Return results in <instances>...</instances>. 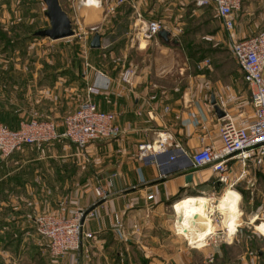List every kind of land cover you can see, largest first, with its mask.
<instances>
[{
  "label": "rangeland",
  "instance_id": "1",
  "mask_svg": "<svg viewBox=\"0 0 264 264\" xmlns=\"http://www.w3.org/2000/svg\"><path fill=\"white\" fill-rule=\"evenodd\" d=\"M61 2L60 5L67 14L75 15L74 12L80 11L79 6L73 5V0ZM97 4L99 7L95 8L97 16L91 12L89 21L86 20L84 23L81 20L87 17L82 12L78 13V20H71L73 34L50 39L47 36L31 34L35 29L48 26V19L44 14L45 4L41 0H0V31L4 35L0 36V98L8 99V102L4 103L6 106L10 104L15 106L16 112L20 115H30L33 111L45 116L49 114L59 122L66 113L72 111L87 97L86 87L89 84L87 85L86 81L92 72L98 74L96 70H100L112 78H119L121 71L127 66H131L134 73L139 76H146L152 81L162 80L167 89L175 85L182 88L188 83L189 78H198V74L208 79L211 84L216 82L222 85L225 90L226 84H231L234 77L232 73L237 65L228 47L229 34L211 7L189 6L187 12L191 15L182 14L184 23H179L187 32H180L178 42H174L171 36L163 40L155 35L142 47L139 40L136 41V33L140 31L139 21L135 20L137 16L130 4L122 3L118 6V9L121 8L120 15L123 21L115 27L113 18L116 6L110 1L106 5L111 8H107L103 0H98ZM160 7L157 16L163 18ZM240 11L241 3L231 36L252 35L264 27V21L245 20L240 16ZM104 14L105 20H102ZM142 14L144 15V12ZM103 22H106L108 28L114 29L116 35L122 31V36L113 39L110 50L100 48L99 51L89 47V40L94 31L104 28L100 27ZM91 25H95L94 30L89 29ZM215 31L217 39L215 41L212 38V42L216 43L214 47L209 48V35ZM102 35L104 37V34ZM110 35L114 37L112 33L107 34L105 42ZM197 48L201 50L196 51ZM203 58H207L208 61L198 68L196 63ZM236 75L238 83L237 88L235 87L236 92L234 91L232 98L227 97L223 105L233 118L249 119L251 113L249 90L241 75ZM92 95L95 94H91L90 97ZM59 147L51 157H46L47 149L44 150L46 152L41 159H35L34 156L38 155L35 152L22 153L21 170H25V183H30L34 188V184L40 183L50 191L43 192L46 196L38 197L37 201L21 199L16 191L3 197L6 207L15 206L20 209L23 206L27 215H24L22 221L20 217L17 218L18 221L0 226V264H12L14 261H10L18 255L21 260L15 261L14 264H33V258L37 261L39 255L41 260L38 259L36 262L38 264H48L49 258L60 261L62 256H52L46 240L35 232L34 216L43 211L61 213V208L64 209L70 202L71 193L75 194L74 201L88 191L95 194L94 188L98 185L99 178L96 149L95 153L92 151L87 153L86 148L80 151L71 144L66 145L65 149ZM43 157L56 158L57 166L54 167L55 165L49 161L48 165L41 168L37 163ZM50 165L54 167L53 169L56 168L50 180L37 182L33 179L36 172L42 177L44 176L42 172L48 173ZM240 165L242 175L239 181L230 186L238 192L237 188H241L240 197L231 188H228L230 189L228 191L225 188L227 184H221L214 193L204 190L201 192L202 196L185 197L175 204L179 211L178 217L185 225L182 231L188 236L187 240L176 233L173 225L174 212L167 208L170 201L183 194L166 201L162 209L154 215L153 226L150 229L158 240L165 241L160 248L183 254L182 257L187 260L182 263L181 258L180 261H170L167 264H264V233L256 228V224L264 222V162L255 165L249 161ZM230 194H235L238 198L237 209L241 222L236 225H232L229 215L219 209L226 206L223 202ZM207 195L214 197L209 199ZM73 204L76 206L78 203ZM251 211L257 213H250ZM221 225L228 229V234L238 225L230 240L225 238L224 227ZM93 239V236L89 237L82 246L84 264H91V261L96 259ZM205 241L208 243L205 244ZM78 250L73 251L75 260ZM134 252L137 254L139 251ZM3 258H9L10 261H2ZM159 263L161 262H155ZM93 264L102 263L97 261ZM135 264L144 263L137 260Z\"/></svg>",
  "mask_w": 264,
  "mask_h": 264
},
{
  "label": "crops",
  "instance_id": "2",
  "mask_svg": "<svg viewBox=\"0 0 264 264\" xmlns=\"http://www.w3.org/2000/svg\"><path fill=\"white\" fill-rule=\"evenodd\" d=\"M73 1V5L79 6V12L87 15L86 18L81 19L84 23L86 20L89 21L91 12L96 15L95 8L98 7L96 0ZM103 1L104 5L110 1L113 4L115 3L114 0ZM58 2L62 4L61 0H58ZM122 3L130 4L133 11L135 13L139 12L142 18L159 19L165 25V29L169 31L168 37L175 38V42L179 41L180 32H187V30H183L182 26H179V23H184L181 18L182 14L191 15L187 12L189 6L193 5L191 0H124L121 3L114 4L116 6L113 18L114 27L120 21H123V17L120 15L121 8L118 9V6ZM159 6H161L160 9L163 15L161 17L163 18L157 16ZM143 12L145 16L142 14ZM74 13L75 15L68 13L70 20H78V13ZM234 15L236 21L237 10ZM105 16L104 14L101 19L105 20ZM240 16L245 20L264 21V0H241ZM176 18L177 21H175ZM139 19L137 17L135 20L139 21ZM108 20L109 18L106 19V21ZM136 21L134 22L136 23ZM103 23V25L100 24V27L103 26L104 28L97 31L100 35V45L97 47L99 51L100 48L110 50L113 46L111 44L114 41L113 39L122 36V31L116 35L114 29L108 28L106 22ZM111 33L114 37L112 38L110 35V38L105 42L108 38L107 34ZM102 34H104V37ZM136 37V41L138 39L140 46L143 47L147 41L141 37V34ZM212 38L216 41V31L209 35V48L214 47L216 43L215 41L212 42ZM198 50H201V48H197L196 51ZM236 74L241 75L237 66L232 73L234 77L232 81L230 80L232 85L226 84V90L216 82L209 83L208 79L200 77L201 74L197 75L198 78H189L188 83L182 88L175 85L168 89L163 85L162 80L155 79L152 81L146 76H139L136 73L133 74L130 84L123 83L118 78H112L107 74L105 76H99L93 72L90 74L86 81L87 85L102 84L104 80L108 81L106 88L91 97L98 107L115 111L116 122L119 124L121 131L113 136V139L98 140L86 146L87 153L91 151L95 153V149L97 151L98 184L102 185L104 196L97 198L92 191H88L80 195L77 201H74L75 194L71 193L69 195L70 202L65 205L64 209L61 208V213L62 215H70L75 209H84L101 199V202L92 208V212L84 220V228L93 232L92 245L93 248H96L93 251L97 255L93 262L101 261L102 264H113L112 262L115 261V264H135L137 260H140L144 264H155L156 261L161 262L159 264H167L170 261H180L181 258L182 263L187 261L182 257L183 254L160 248L165 241L163 239L158 240V237L153 235L150 227L153 226L154 215L162 209L163 204L176 194L179 196L183 194L179 198L170 201L167 208L174 212L173 225L176 233L187 240L188 236L182 231V227L185 225L178 217L179 211L175 204L185 197L202 196L203 193L201 192H204V190L214 193L219 185L226 184L217 182L208 166H192L189 155L202 146L220 145L218 126L221 118L216 115L213 105L210 103V97L213 96L215 103L223 111H227L223 103L227 97L232 98L234 95V91L238 86ZM262 75L264 81V70ZM210 85H212V88H210ZM219 99L222 100V104L219 103ZM240 114L241 112L238 113V115ZM46 116L50 115L46 114ZM249 119H252V111ZM239 120L241 118L237 121ZM159 134L166 137L162 145L164 149L162 150L156 148ZM143 141L149 142L150 146L147 156L141 158L138 155V144ZM70 144L73 146L67 140L47 142L42 144L40 148L27 144L7 156L0 155V198H2L0 200V226L18 221L17 218L20 217L22 221L27 213L23 206L20 209L15 206L6 207L3 197L7 196V193L9 195L12 191H16L17 196L21 199L27 198L28 200L37 201L38 197L46 196L43 192L50 191L40 183L34 184L35 188L30 183H25V170H21L22 153L25 151L35 152V154H38L34 156L35 159H41L46 151V157H51L55 154V151H58V146H60L59 149H65V146ZM44 150L46 151L44 152ZM46 157H43L37 163L41 168L48 165L49 161L52 162L53 166L55 165L54 167L57 166L56 158L45 159ZM240 166V162L233 161L227 171L229 179L234 180L233 184L239 181L242 175L240 174ZM53 168L50 165V168L46 169L48 173L42 172L43 177L39 172H36V174H33V179L37 182L44 179L50 180L52 178L51 174H55L53 170L56 168ZM187 172L191 174L189 181L184 179V174ZM236 176H238L237 179H235ZM29 178L31 180L32 176ZM225 188H231L240 197L236 189L230 186ZM148 193H151L152 197L147 199L146 195ZM206 197L211 199L214 196L207 195ZM237 199V195L230 194L223 202L226 206L219 208L229 215L231 222H233L232 225L241 222L239 219L240 212L235 207ZM75 202L78 203L76 206L73 204ZM114 213L117 214L118 221H115ZM250 213L257 212L251 211ZM14 218L17 220H12ZM222 226L224 227V225ZM237 226L230 234H228V229L224 227L226 239L230 240ZM256 228L264 233V222L256 224ZM84 243L85 241L82 242V246ZM82 246L76 252V260L74 252L68 251L61 257L60 261L49 258L48 264H84ZM136 250L139 251L137 254L134 252ZM17 257L11 261L9 258H3L2 261H14L12 262L14 264L15 261L19 262L21 260L19 255ZM38 259L41 260L40 255L37 261ZM33 261V264H38L36 258H33ZM93 262L91 261V264Z\"/></svg>",
  "mask_w": 264,
  "mask_h": 264
},
{
  "label": "built area",
  "instance_id": "3",
  "mask_svg": "<svg viewBox=\"0 0 264 264\" xmlns=\"http://www.w3.org/2000/svg\"><path fill=\"white\" fill-rule=\"evenodd\" d=\"M124 0H114V4ZM195 7L210 5L222 27L229 34L228 47L231 55L241 72V77L249 90V100L252 119L241 118L237 121L227 111L220 116L218 126L220 145L202 146L189 155V161L194 167L208 166L214 179L219 183L231 186L227 171L233 161L241 164L251 162L258 165L264 162V27L252 35L234 37L231 31L235 23L234 12L239 9L241 0H191ZM111 8V6H107ZM138 28L141 36L148 40L157 35L160 28H165L163 22L155 18H142L139 12ZM95 29V25L89 27ZM208 61L203 58L196 63L198 68ZM87 64V63H86ZM99 76L105 74L96 70ZM134 74L131 66L125 67L119 80L130 84ZM108 81L102 84H89L86 87L87 97L79 102L75 108L66 113L58 122L37 111L31 112L27 119H20L16 127H9L0 121V155L7 156L15 150H20L24 145L30 144L40 148L42 144L57 140H67L80 151L98 140L109 139L120 133L121 128L116 122V113L111 109H102L90 97L106 88ZM222 104V100L219 99ZM166 137L160 135L156 141V148L162 150ZM149 142L138 144L141 158L149 153ZM238 176L235 177L237 179ZM109 181V179H108ZM96 197L104 196L102 185L94 188ZM148 193L146 198H151ZM92 212L84 209H75L70 215L59 212L43 211L34 218L35 232L41 236L48 245L49 253L54 257H61L68 251L78 250L82 242L93 236V232L84 228V220ZM115 221H118L114 213ZM207 242V241H206ZM208 243V242H207Z\"/></svg>",
  "mask_w": 264,
  "mask_h": 264
},
{
  "label": "water",
  "instance_id": "4",
  "mask_svg": "<svg viewBox=\"0 0 264 264\" xmlns=\"http://www.w3.org/2000/svg\"><path fill=\"white\" fill-rule=\"evenodd\" d=\"M45 4L44 14L48 19V26L35 29L33 34L40 36H47L50 39L61 38L73 34V28L70 17L67 12L61 7L58 0H42ZM169 31L165 28H160L157 35L164 40L168 39ZM175 42L176 39L173 38ZM100 35L98 32H94L89 40V46L92 48L99 47ZM210 103L213 105V109L217 116H222L224 111L215 103L213 96L210 97ZM191 178L190 172L184 174L185 181H189ZM101 202L98 199L88 207L84 208V212L91 210L96 204Z\"/></svg>",
  "mask_w": 264,
  "mask_h": 264
},
{
  "label": "trees",
  "instance_id": "5",
  "mask_svg": "<svg viewBox=\"0 0 264 264\" xmlns=\"http://www.w3.org/2000/svg\"><path fill=\"white\" fill-rule=\"evenodd\" d=\"M207 7H211L210 5H206ZM186 33V32H185ZM32 35L33 31L31 32ZM4 36L3 32L0 31V36ZM37 36V35H36ZM40 36V35H39ZM93 49H98V48H93ZM97 95V94H95ZM6 102H8L7 98H0V121L3 122L4 124L8 125L9 127H16L18 124V121L20 119H27L30 115H18L19 112H16L15 106L13 105H8L6 106ZM5 103V104H4ZM49 118H51L50 116H48ZM239 190V192L242 193L241 188H237ZM179 196L178 194H176L173 197H177Z\"/></svg>",
  "mask_w": 264,
  "mask_h": 264
},
{
  "label": "bare ground",
  "instance_id": "6",
  "mask_svg": "<svg viewBox=\"0 0 264 264\" xmlns=\"http://www.w3.org/2000/svg\"><path fill=\"white\" fill-rule=\"evenodd\" d=\"M98 5V4H97ZM101 7V6H100ZM99 8V7H98ZM138 34H141V32L140 31H138L137 33H136V35L138 36ZM142 37V36H141ZM143 38V37H142ZM144 39V38H143ZM145 41H147L146 39H144ZM235 207H236V209L237 208H239L238 207V202L236 203V205H235ZM214 233V232H213ZM211 234V233H210ZM207 242L205 241V244H206Z\"/></svg>",
  "mask_w": 264,
  "mask_h": 264
},
{
  "label": "clouds",
  "instance_id": "7",
  "mask_svg": "<svg viewBox=\"0 0 264 264\" xmlns=\"http://www.w3.org/2000/svg\"><path fill=\"white\" fill-rule=\"evenodd\" d=\"M97 2H98V0H97Z\"/></svg>",
  "mask_w": 264,
  "mask_h": 264
}]
</instances>
